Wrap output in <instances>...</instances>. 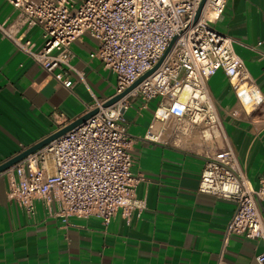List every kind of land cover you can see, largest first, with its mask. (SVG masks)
<instances>
[{
	"label": "built area",
	"instance_id": "1",
	"mask_svg": "<svg viewBox=\"0 0 264 264\" xmlns=\"http://www.w3.org/2000/svg\"><path fill=\"white\" fill-rule=\"evenodd\" d=\"M7 1L26 29L40 28V37L14 33L5 22H0V30L58 84L71 90L76 75L91 91L84 72L73 63L72 45L84 34L97 42L91 57L116 76L115 92L106 98L94 96L87 110L99 107L97 113L0 172L7 177L9 198L29 215L35 212L37 199H54L64 221L96 216L109 224L119 208L127 221L139 217L145 201L133 195L138 178L127 112L137 99L147 104L159 97L156 119L176 126V131L177 124L181 130L209 131L219 143L214 151H205L199 183L201 192L236 202L218 264L224 263L225 248L236 234L262 241L256 259L264 264V176L257 185L248 177L208 84L213 74L223 70L247 118L264 104L259 85L234 49L233 37L214 26L228 0H206L196 21L202 0ZM152 69L134 88L103 106ZM146 138L158 136L149 130Z\"/></svg>",
	"mask_w": 264,
	"mask_h": 264
},
{
	"label": "crops",
	"instance_id": "2",
	"mask_svg": "<svg viewBox=\"0 0 264 264\" xmlns=\"http://www.w3.org/2000/svg\"><path fill=\"white\" fill-rule=\"evenodd\" d=\"M17 15L11 3L0 0V22L14 33L39 38L40 28L26 29ZM214 26L233 37L236 53L264 96V0H228ZM96 48L88 34L73 43V63L84 72L92 92L76 75L70 90L0 30V163L87 112L94 96L106 98L115 92V74L90 55ZM208 84L226 135L257 185L264 176V104L247 118L223 70ZM154 100L144 104L137 99L127 112L138 178L133 195L145 201L141 215L127 221L119 208L109 224L96 216L64 221L54 199H37L35 212L29 215L9 198L7 177L0 176V264L219 263L236 202L199 190L204 150L192 147L193 137L175 138V126L155 118L159 100L157 104ZM149 130L158 139L146 138ZM262 250L261 240L233 235L223 264H258Z\"/></svg>",
	"mask_w": 264,
	"mask_h": 264
},
{
	"label": "water",
	"instance_id": "3",
	"mask_svg": "<svg viewBox=\"0 0 264 264\" xmlns=\"http://www.w3.org/2000/svg\"><path fill=\"white\" fill-rule=\"evenodd\" d=\"M205 1L206 0H202L201 1L200 5H199V7L197 9L196 15H195V21L198 20V18L200 17V15L202 13L203 8H204V5H205ZM158 65H159V63H158ZM158 65H156V67ZM154 69H152V70L146 72L144 75H142L130 87H128L124 92H122L120 94H116V95L112 96L111 98H109L107 101H105L103 103V106H109L113 102H115L116 100H118L126 92H128L129 90H131L132 88H134L145 76H147L148 74H150ZM98 111H99V107H95V108H93V109H91V110L83 113L82 115L78 116L76 119H74L73 121H71L67 125H65V126L59 128V129H57L56 131H54L53 133H51V134L47 135L46 137L40 139L39 141H37L33 145L25 148L24 150H22L21 152L17 153L16 155H13L12 157L8 158L4 162L0 163V172L8 169L9 167H11L12 165H14L18 161L24 159L28 154H30V153H32V152H34V151H36V150L44 147L45 145H47L52 140H54L55 138L61 136L62 134H64L68 130L74 128L75 126H77L78 124H80L81 122H83L84 120H86L87 118H89L90 116H92L93 114L97 113Z\"/></svg>",
	"mask_w": 264,
	"mask_h": 264
},
{
	"label": "rangeland",
	"instance_id": "4",
	"mask_svg": "<svg viewBox=\"0 0 264 264\" xmlns=\"http://www.w3.org/2000/svg\"><path fill=\"white\" fill-rule=\"evenodd\" d=\"M111 78L114 81L115 76L112 75ZM159 99H160L159 97L156 98L154 100V102L155 103L158 102ZM178 126L179 125L177 124V131H176V126L174 128L175 129V131H174V137L175 138H179V137H182V138L183 137L184 138L193 137L194 139H196L195 140L196 144H194L192 147L198 148V149H203L204 150V153L208 149H212V151H214L215 149H217L216 148V145H218L219 143H216V141H215L216 138H214V137L207 138V137L203 136L204 133L207 134V131L204 132V133H202L203 131L201 132V130H203V129L198 128V127H195L194 129H191V130L186 131V130L179 129ZM188 143H190V142H188Z\"/></svg>",
	"mask_w": 264,
	"mask_h": 264
},
{
	"label": "bare ground",
	"instance_id": "5",
	"mask_svg": "<svg viewBox=\"0 0 264 264\" xmlns=\"http://www.w3.org/2000/svg\"><path fill=\"white\" fill-rule=\"evenodd\" d=\"M206 135H208L209 137H211V134L209 133V131H207V134Z\"/></svg>",
	"mask_w": 264,
	"mask_h": 264
}]
</instances>
